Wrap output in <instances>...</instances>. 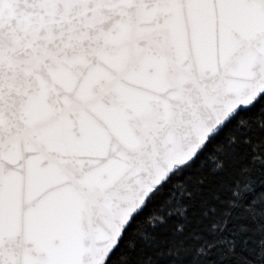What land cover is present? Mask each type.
Returning <instances> with one entry per match:
<instances>
[{"label": "snow or ice", "instance_id": "snow-or-ice-1", "mask_svg": "<svg viewBox=\"0 0 264 264\" xmlns=\"http://www.w3.org/2000/svg\"><path fill=\"white\" fill-rule=\"evenodd\" d=\"M0 264H264V0H0Z\"/></svg>", "mask_w": 264, "mask_h": 264}]
</instances>
